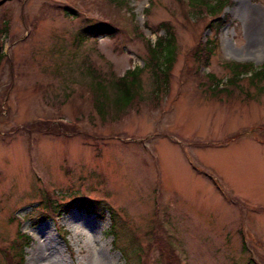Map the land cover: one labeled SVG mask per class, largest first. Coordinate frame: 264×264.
<instances>
[{
  "label": "rangeland",
  "instance_id": "rangeland-1",
  "mask_svg": "<svg viewBox=\"0 0 264 264\" xmlns=\"http://www.w3.org/2000/svg\"><path fill=\"white\" fill-rule=\"evenodd\" d=\"M223 17L217 35L180 0H0V264H18L28 239L23 264H167L158 223L181 264H264V82L229 85L223 65L264 66V0H231ZM165 22L177 45L169 87L150 97L146 71L144 102L102 120L95 77L113 95L107 84L164 36L146 24ZM105 26L113 36L81 35ZM84 200L98 207L72 205Z\"/></svg>",
  "mask_w": 264,
  "mask_h": 264
},
{
  "label": "trees",
  "instance_id": "trees-1",
  "mask_svg": "<svg viewBox=\"0 0 264 264\" xmlns=\"http://www.w3.org/2000/svg\"><path fill=\"white\" fill-rule=\"evenodd\" d=\"M182 4L189 6L193 13L198 14H205L210 18L208 22V28L212 29L213 27H216V33L218 35L220 28L222 25L219 26L220 23H224L225 19L223 17L225 9L230 5L231 0H180ZM149 12V9L146 10V13ZM108 26V25H107ZM146 28L150 29L152 34L158 35L161 32H164V36L157 37L156 41L152 43L151 40H148V58L144 60V66L143 67H134L133 69H130L126 71V73L123 76L115 77L112 82H109L107 85L109 86V89L113 93V95L108 94V89L104 85V79L101 77H95V80L93 81L94 84L91 85V92L96 97V103H97V113L101 117L102 120L107 119L108 117L111 118V120H115V118L120 117L121 115H124L130 108L133 107L136 103H143L144 102V93H143V82H142V75L144 72L148 71L151 74L152 81H153V90L149 94L150 97L155 98L156 100H159V97L161 93H163L170 84V78L172 74V70L174 68L175 62H176V53H177V45H176V36L175 32L172 29V26L170 23H161L158 26H152L150 27L148 24H146ZM115 30V29H114ZM113 29L110 27H94L91 29H85L81 35H85L87 33L88 37H94L96 35L101 34H113ZM86 32V33H85ZM85 33V34H84ZM6 34V29L0 30V71L2 69V65L4 64L7 55L4 50V41L3 36ZM80 35V37H82ZM85 35V37H87ZM91 36V37H90ZM82 38H78L77 41L81 42ZM216 40L209 41L205 44H203V51L208 52L211 55L213 54L214 48L217 47ZM202 53L199 54L198 62L201 60V63L204 60H209L210 56H200ZM224 67L228 70L229 73V85H237L238 82L244 78V76L250 75V80L252 84L254 85V81L258 82H264V66L260 69L256 68L251 63H239L234 61H227L223 63ZM89 74H93L96 76V73H93V70L88 71ZM1 75V72H0ZM211 82L214 87L219 89V83L221 82L220 79L215 80V76L213 74L208 75L206 78V81ZM213 90L215 88H212ZM152 95V96H151ZM111 96V98H110ZM3 101L0 97V112L2 109ZM53 131H59L58 127H55L53 124ZM50 124H48V128H51ZM88 200H84L81 203H75L76 206H81L83 209H86L87 207L90 209H93L94 207H98L95 203L99 202H92L89 205H86ZM46 205H42L40 203V206H43L44 209L49 210L52 214H55L57 212V209H61V205L57 204L56 202H53L52 200H49L48 202H44ZM97 208H95L96 210ZM46 211V210H45ZM107 211V209H106ZM105 211V212H106ZM48 212V211H47ZM49 213V212H48ZM49 213V215H51ZM111 216V212H108ZM105 214V213H104ZM99 216V215H97ZM119 225H116V223L113 220V217L111 216V233L114 238V247L119 248L117 245L118 240L120 239V229H118ZM153 234L155 237V242L158 245L159 250L161 251V256L166 261L167 264H179V259L177 258L174 251H170L169 247L166 243V240L163 236V230L160 225V223L157 224V226L154 229ZM28 239V238H27ZM29 239L27 240V244L23 247L29 245ZM168 241V240H167ZM243 249L246 250V244L245 239L243 238ZM162 253L165 255L163 256ZM12 259L11 264H15L13 261L16 256H9ZM24 254L22 252V255L20 256V262L18 264L24 263ZM127 264H129L128 261H126ZM135 262V261H134ZM133 262V263H134ZM250 262H253L252 259H250ZM248 262V264H251ZM137 264V263H135ZM253 264H259L257 261H254Z\"/></svg>",
  "mask_w": 264,
  "mask_h": 264
},
{
  "label": "bare ground",
  "instance_id": "bare-ground-1",
  "mask_svg": "<svg viewBox=\"0 0 264 264\" xmlns=\"http://www.w3.org/2000/svg\"><path fill=\"white\" fill-rule=\"evenodd\" d=\"M255 36H256V39H257L259 45L260 46H261V44L264 45V31L262 29L261 23L257 24V30L255 32Z\"/></svg>",
  "mask_w": 264,
  "mask_h": 264
}]
</instances>
